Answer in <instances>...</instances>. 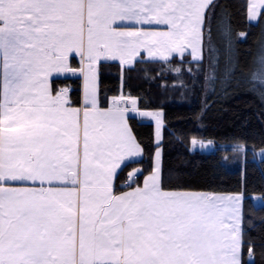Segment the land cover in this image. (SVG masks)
<instances>
[{
    "label": "snow or ice",
    "instance_id": "obj_1",
    "mask_svg": "<svg viewBox=\"0 0 264 264\" xmlns=\"http://www.w3.org/2000/svg\"><path fill=\"white\" fill-rule=\"evenodd\" d=\"M243 7L264 24V0ZM246 38L218 0H0V264H255L245 193L166 184L163 111L101 90L110 64L181 73L179 59L205 92L227 95L239 75L264 104V39L245 74ZM130 113L155 122L156 146L118 186L121 166L148 152Z\"/></svg>",
    "mask_w": 264,
    "mask_h": 264
},
{
    "label": "trees",
    "instance_id": "obj_2",
    "mask_svg": "<svg viewBox=\"0 0 264 264\" xmlns=\"http://www.w3.org/2000/svg\"><path fill=\"white\" fill-rule=\"evenodd\" d=\"M231 13L234 33H247L245 40H238L241 68L244 73L251 64L244 63L258 50L264 39V24L250 23L243 7L245 0H218ZM188 66L177 59L173 66ZM163 63L146 62L135 66L134 71L121 72L116 64L103 70L101 90L103 97L131 94L138 97L141 109L160 110L164 113L162 167L165 183L173 187H188L201 191L245 193L244 211L246 224L252 229L257 242L255 264H264L260 255V240L264 237V158L258 153L264 149V104L258 95L250 94L245 77L237 76L234 90L223 94L221 89L213 95L201 88L200 80H193L187 73L184 86L176 85V74L169 72ZM167 69V70H166ZM72 83L73 97L79 96V82ZM182 84V83H181ZM134 132L148 146L143 163H131L118 176V186L133 168L151 166V154L155 150V125L148 119L132 117ZM196 138L213 143L205 149L193 148L190 141ZM237 144L254 148L246 155L235 151ZM142 180V178H141Z\"/></svg>",
    "mask_w": 264,
    "mask_h": 264
},
{
    "label": "rangeland",
    "instance_id": "obj_3",
    "mask_svg": "<svg viewBox=\"0 0 264 264\" xmlns=\"http://www.w3.org/2000/svg\"><path fill=\"white\" fill-rule=\"evenodd\" d=\"M173 67H180V68L182 69L181 73H176V72L172 71L171 68H168V69H169V72L171 71V73L176 74L177 77H178V79L176 80V85H177V84H180V85H178V86H184V84H185V85L187 86L186 83H183V82H184L183 79H184L185 74H186V72L183 71V70L186 69L188 66H184V67H183V66L179 65V66H173ZM166 70H167V69H166ZM181 83H182V84H181ZM153 122H154V121H153ZM154 125H155V122H154ZM164 127H165V123H164V126H163L162 131H161L162 140L160 141V145H161V143L163 142ZM155 144H156V141H155Z\"/></svg>",
    "mask_w": 264,
    "mask_h": 264
},
{
    "label": "crops",
    "instance_id": "obj_4",
    "mask_svg": "<svg viewBox=\"0 0 264 264\" xmlns=\"http://www.w3.org/2000/svg\"><path fill=\"white\" fill-rule=\"evenodd\" d=\"M146 59H147V58H146ZM69 80L74 81L75 78H73V79H69ZM67 84H70V85L72 86L73 90H74V86H73L72 83H67ZM142 110H144V109H142ZM130 116H131V117H136V118H138V119H148V118L137 117V116H135V114H132V113H130ZM148 120H151V119H148ZM151 121H152V120H151ZM138 159H139V158H138ZM129 164H131V163H128V165H129ZM121 167H122V170H123L124 166L122 165ZM133 169H135V168H133ZM133 169H132L131 171H133ZM122 170L118 171V176H119V174H120V172H121ZM117 184H118V181H117Z\"/></svg>",
    "mask_w": 264,
    "mask_h": 264
},
{
    "label": "built area",
    "instance_id": "obj_5",
    "mask_svg": "<svg viewBox=\"0 0 264 264\" xmlns=\"http://www.w3.org/2000/svg\"><path fill=\"white\" fill-rule=\"evenodd\" d=\"M129 175L126 177V179L124 180V182L122 183L123 186H125L127 183H129Z\"/></svg>",
    "mask_w": 264,
    "mask_h": 264
}]
</instances>
